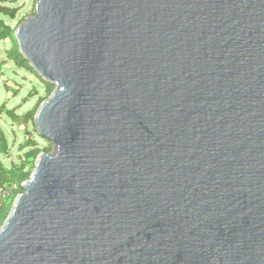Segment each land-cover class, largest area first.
I'll return each instance as SVG.
<instances>
[{"label": "water", "instance_id": "water-1", "mask_svg": "<svg viewBox=\"0 0 264 264\" xmlns=\"http://www.w3.org/2000/svg\"><path fill=\"white\" fill-rule=\"evenodd\" d=\"M55 85L0 264H264V0H36Z\"/></svg>", "mask_w": 264, "mask_h": 264}, {"label": "rangeland", "instance_id": "rangeland-1", "mask_svg": "<svg viewBox=\"0 0 264 264\" xmlns=\"http://www.w3.org/2000/svg\"><path fill=\"white\" fill-rule=\"evenodd\" d=\"M11 5L18 7V15L13 20L8 19L13 26L26 21L34 14L36 0H6ZM25 18V20H23ZM4 48L1 60L6 58V47L8 41L2 43ZM46 87L29 70L20 68L13 61H9L3 68L0 78V109H10L25 115L38 104L39 99L46 95ZM37 93V94H36ZM0 127L4 130L11 152L1 157L7 165L19 160V154L29 150V142H36L40 147H51L47 140L38 135L36 125L32 121L27 124H19L13 121L6 111L0 115Z\"/></svg>", "mask_w": 264, "mask_h": 264}, {"label": "trees", "instance_id": "trees-1", "mask_svg": "<svg viewBox=\"0 0 264 264\" xmlns=\"http://www.w3.org/2000/svg\"><path fill=\"white\" fill-rule=\"evenodd\" d=\"M18 7L11 5L10 2L6 0H0V42L6 43L8 41L9 46L6 47V58L1 60L0 58V78L4 66L9 62L13 61L17 67L25 68L29 70L33 75H35L42 84L46 87V95L39 99L38 104L34 109L27 112L25 115H18L14 110L10 109H0V115L6 111L8 116L15 122L19 124H27L32 121L35 123V115L40 107V105L51 95L55 89V85L45 81L30 65V62L24 57L20 51L19 43L15 36V30L18 26H13L8 19L13 20L18 15ZM25 20V18L23 19ZM4 49V48H3ZM37 94V93H36ZM29 150L23 154H19V160L17 162H11V165H7L2 155H8L11 152L7 137L4 130L0 127V184L1 185H15L16 189L5 201L4 207L0 213V228L9 215L16 197L22 193L23 183L27 181L34 168L35 163L41 152H51V147H40L36 142H29Z\"/></svg>", "mask_w": 264, "mask_h": 264}, {"label": "built area", "instance_id": "built-area-1", "mask_svg": "<svg viewBox=\"0 0 264 264\" xmlns=\"http://www.w3.org/2000/svg\"><path fill=\"white\" fill-rule=\"evenodd\" d=\"M3 46L0 42V58L3 53ZM16 186L15 185H1L0 184V213L4 207L5 201L11 197L13 192L15 191Z\"/></svg>", "mask_w": 264, "mask_h": 264}]
</instances>
